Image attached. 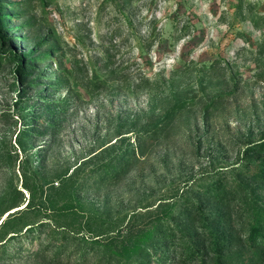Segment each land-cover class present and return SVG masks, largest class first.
I'll use <instances>...</instances> for the list:
<instances>
[{"label": "rangeland", "instance_id": "374dc122", "mask_svg": "<svg viewBox=\"0 0 264 264\" xmlns=\"http://www.w3.org/2000/svg\"><path fill=\"white\" fill-rule=\"evenodd\" d=\"M23 13L10 24L12 50L52 48L62 61L50 94L66 108L46 136L28 141L30 167L55 185L187 101L127 175L88 182L84 213L115 217L157 203L204 171L236 164L263 136L264 0H32ZM13 67H0V140L7 143L22 127L16 103L24 84ZM38 81L35 102L38 89L49 93ZM9 183L29 198L17 162L0 167V191ZM233 220L238 226V210ZM238 253H229L230 264H264Z\"/></svg>", "mask_w": 264, "mask_h": 264}, {"label": "trees", "instance_id": "16d2710c", "mask_svg": "<svg viewBox=\"0 0 264 264\" xmlns=\"http://www.w3.org/2000/svg\"><path fill=\"white\" fill-rule=\"evenodd\" d=\"M31 1L0 0V67L14 64L24 84L16 103L22 127L15 143L0 140V167L17 162L22 187L30 193L26 198L12 183L0 191V264H230L234 247L247 262H264V134L247 145L236 164L204 171L157 203L115 217L80 209L88 182H114L127 175L187 101L127 133L89 169L78 167L58 177V185L30 167L35 152L28 141L46 136L66 108L50 94L58 86L52 72L62 64L49 53L54 49L34 55L36 48L23 52L9 46L10 24ZM39 63L45 67L34 76ZM38 80L46 82L49 93L41 95L38 89L35 102L30 93L41 84Z\"/></svg>", "mask_w": 264, "mask_h": 264}]
</instances>
